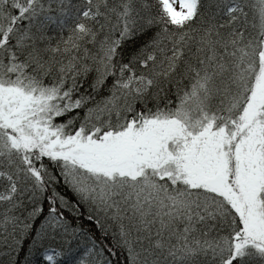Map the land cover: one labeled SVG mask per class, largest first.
Returning <instances> with one entry per match:
<instances>
[{"label":"snow or ice","instance_id":"snow-or-ice-1","mask_svg":"<svg viewBox=\"0 0 264 264\" xmlns=\"http://www.w3.org/2000/svg\"><path fill=\"white\" fill-rule=\"evenodd\" d=\"M121 262L264 264V0H0V264Z\"/></svg>","mask_w":264,"mask_h":264},{"label":"trees","instance_id":"trees-1","mask_svg":"<svg viewBox=\"0 0 264 264\" xmlns=\"http://www.w3.org/2000/svg\"><path fill=\"white\" fill-rule=\"evenodd\" d=\"M52 245L55 246V242H52ZM114 259H115V258H114ZM121 264H122V262H121Z\"/></svg>","mask_w":264,"mask_h":264}]
</instances>
